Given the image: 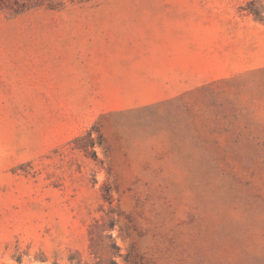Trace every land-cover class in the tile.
<instances>
[{"label": "rangeland", "instance_id": "1", "mask_svg": "<svg viewBox=\"0 0 264 264\" xmlns=\"http://www.w3.org/2000/svg\"><path fill=\"white\" fill-rule=\"evenodd\" d=\"M111 262L264 264V0H0V264Z\"/></svg>", "mask_w": 264, "mask_h": 264}, {"label": "trees", "instance_id": "2", "mask_svg": "<svg viewBox=\"0 0 264 264\" xmlns=\"http://www.w3.org/2000/svg\"><path fill=\"white\" fill-rule=\"evenodd\" d=\"M256 16H259L258 11L253 10L252 11ZM97 133L96 137L92 136V129L86 131L84 134L79 135L75 137L74 141H80V140H86L84 143H81L80 145H77L78 149L83 150L85 153L89 154V148L94 146L95 143H102L103 141V134L99 129H94ZM92 156H94V152H92ZM111 264H115L114 262H111Z\"/></svg>", "mask_w": 264, "mask_h": 264}]
</instances>
